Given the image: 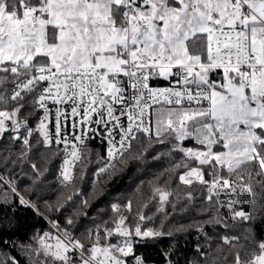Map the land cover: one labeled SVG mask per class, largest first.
I'll use <instances>...</instances> for the list:
<instances>
[{
  "label": "snow or ice",
  "instance_id": "obj_1",
  "mask_svg": "<svg viewBox=\"0 0 264 264\" xmlns=\"http://www.w3.org/2000/svg\"><path fill=\"white\" fill-rule=\"evenodd\" d=\"M93 137L113 162L97 176L162 146L167 178L79 234L73 217L49 219L22 246L28 264H148L136 246L184 231L166 229V209L197 200L205 244L190 264H264V0H0V209L48 219L31 198L46 171L33 149L63 153L70 187Z\"/></svg>",
  "mask_w": 264,
  "mask_h": 264
},
{
  "label": "trees",
  "instance_id": "obj_2",
  "mask_svg": "<svg viewBox=\"0 0 264 264\" xmlns=\"http://www.w3.org/2000/svg\"><path fill=\"white\" fill-rule=\"evenodd\" d=\"M86 144L83 169L80 165L76 167V179L74 185L70 187L62 186L58 180L61 154L52 156L46 161L42 157L50 156L47 149L42 147L33 149L31 159L46 171L37 186V194H33L31 198L48 219L19 205L0 209V236L4 240L10 238L12 241L7 245H0V259L14 257L19 264H28V257L22 246L33 243L36 234L49 231L46 220L55 219L63 226L67 217H73L77 221L74 230L79 234L101 219H109L112 216L111 204H124L128 200H133L135 203L141 196L145 198L150 196L153 185L157 183L163 185V180L167 178L166 170L172 163L166 156H161L160 159L153 158L163 150L162 146H156L144 153L142 158H129L126 164L117 165L118 171L111 173L109 170L93 184L92 176L103 164L104 151L93 141H88ZM19 147L16 146L17 151ZM26 170L30 172L27 166ZM81 170L84 172L83 177L79 175ZM76 190L79 194L74 195L73 200L68 202L63 210L46 211L45 202L55 205L57 200H63ZM84 199L89 200L90 206L87 208H83L81 204ZM185 203L178 204L176 211L170 206L166 209L168 212L166 229L184 226V231L177 232L172 237H164L136 246V252L143 255L148 263L165 264L163 255L165 252H171L173 264H190L197 258L196 246L205 244V237L196 231V225L206 218L201 212L204 205L199 200L187 207H184ZM78 209H83L87 215H75ZM144 211L148 215L153 214L156 211L155 201L151 202L149 208ZM160 215L162 214L156 216L155 223L149 222V226L158 227ZM205 231L209 236H215L211 227L205 226Z\"/></svg>",
  "mask_w": 264,
  "mask_h": 264
},
{
  "label": "built area",
  "instance_id": "obj_3",
  "mask_svg": "<svg viewBox=\"0 0 264 264\" xmlns=\"http://www.w3.org/2000/svg\"><path fill=\"white\" fill-rule=\"evenodd\" d=\"M88 141H93L96 145H98V146H99L100 148H102L103 151H104L103 164H102L100 167L105 166L106 163H108V164L113 163L112 161H108V160H107V157H106V148H107V145H106V142L103 140L102 137H93L92 139H90V140H88ZM88 141H87V142H88ZM87 142H86V143H87ZM62 156H63V153H61V157H62ZM61 165H62V159H60L59 168H58V180H59V183H60L62 186H64V184L62 183V178L60 177V169H61ZM100 167H99V168H100ZM99 168H98V169H99ZM98 169L95 170V172H94V174H93V176H92V183H93V184H95V183L98 181L99 177H101L103 174H105V173H101V174H99V176H97L96 173H97ZM109 170H111V169H109ZM19 206H20V205H19ZM20 207H24V206H20ZM65 207H66V206H65ZM65 207H64V208H65ZM24 208H25V207H24ZM46 222H47V225H48V227H49V231L52 230V229H51V225H50V223H49V220H46ZM148 264H155V263H148ZM165 264H166V263H165Z\"/></svg>",
  "mask_w": 264,
  "mask_h": 264
}]
</instances>
